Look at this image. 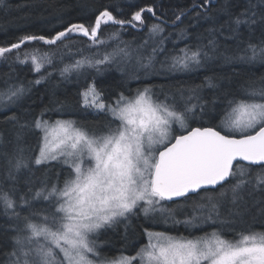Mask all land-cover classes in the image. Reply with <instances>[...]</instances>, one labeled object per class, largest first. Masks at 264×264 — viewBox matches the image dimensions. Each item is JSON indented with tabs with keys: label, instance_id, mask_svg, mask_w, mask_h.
<instances>
[{
	"label": "snow or ice",
	"instance_id": "snow-or-ice-1",
	"mask_svg": "<svg viewBox=\"0 0 264 264\" xmlns=\"http://www.w3.org/2000/svg\"><path fill=\"white\" fill-rule=\"evenodd\" d=\"M206 4L215 7L212 0H200L192 9L174 12L171 26L179 28L196 10L198 18L210 22L207 43L175 50L163 61L156 60V55L167 53L164 42L170 24L163 3L155 0L127 16L121 0H111L95 10L90 20L70 22L52 35L18 36L15 42L0 46V59L26 44H64L73 35L94 45L105 44L102 27L114 26L116 30L108 34L109 41H117L112 52L95 60H78L62 72L85 65L100 71V65L127 61L145 69L146 75L167 77L197 71L217 58L225 63H264V39L246 42L243 33L246 29L250 35L259 29L264 37V0H246L239 11H233L226 0L215 14ZM0 6L6 7L5 0H0ZM126 28L147 29L144 44L154 42L151 54L145 56L127 44L119 46ZM217 37L245 45L243 54L225 55ZM37 52L24 51L16 59L20 64L31 61L39 72L51 60L47 55L38 57ZM222 79L227 78L205 76L200 85L175 91L146 85L134 93L119 92L112 103L104 101L103 89L92 80L80 93L81 103L103 113L100 132L73 119L46 117L54 108L44 107L30 122H21L14 113L6 114V122L17 130L15 149L7 157L6 176L0 185V206L9 217L10 230L8 251L0 264H264V230L248 224L250 219L264 225V76L258 82L231 87L221 83ZM204 88L223 97L226 106L220 123L190 127V119L209 112L207 105L216 104L215 98L208 101L201 95ZM27 91L25 86L13 84L0 92V105L9 108L18 104ZM25 130L37 135L36 154L30 159L23 146ZM30 165L51 166L55 180L36 177ZM23 169H29L28 183L36 185L29 188L28 196L16 190ZM202 189V218L190 215L175 220L172 208L164 202L191 200L190 194ZM140 213L147 220L165 224L171 220L198 227L211 221L221 227L199 237H184L151 230L150 225L142 228L147 242L133 253L101 257V231L123 225L127 232ZM237 223L246 227L235 228Z\"/></svg>",
	"mask_w": 264,
	"mask_h": 264
},
{
	"label": "trees",
	"instance_id": "trees-1",
	"mask_svg": "<svg viewBox=\"0 0 264 264\" xmlns=\"http://www.w3.org/2000/svg\"><path fill=\"white\" fill-rule=\"evenodd\" d=\"M111 0H5V5L0 6V46H5L15 42L16 38L22 34L37 33L44 35H52L57 30L62 29L66 24L76 21H87L92 18L95 10L102 5L110 3ZM153 0H121L123 12L125 16L129 15L137 9L138 6H143L152 3ZM157 4L163 3V11L168 14L169 28L166 30L167 39L164 46L167 53H160L159 59L163 61L167 54L173 53L175 50L191 46H204L209 37L208 31L210 22L206 18H198L196 10H193L179 28L171 26L173 13L179 11H187L192 9L193 3H200V0H155ZM226 0H212L213 5H205L210 7L213 14L217 12ZM233 11L241 10L246 3V0H227ZM199 11L203 12L201 8ZM225 17H221L223 21ZM114 26H103V37L105 44L94 45L87 38L80 35H73L71 40H66L64 44L45 45L42 42L35 44H26L23 49L8 53L6 59H0V92L5 91L13 84L25 86L28 91L18 104L10 105L9 108L0 105V133L3 135V146L7 148L5 153L0 152V185H3L6 176L7 157L11 156L15 149V133L16 127L6 122L7 116L13 113L17 115L21 122H30L34 117H38L44 107L55 110L46 112V117L55 119H78L81 117L83 121H94L104 117L103 113H98L92 108H84L81 103L80 93L85 86L92 80L103 89V99L107 103H112L116 99V95L123 91L125 94L134 93L137 88H142L146 85L152 87L162 86V83L171 84H192L193 87L200 85L205 76L209 77H226L221 83L241 86L248 81H259L264 76V63L259 60L245 63L235 60L231 63H225L222 58L210 61L204 67L189 74L176 73L170 76H162L155 74H145L140 72H131L127 65H122L127 69L125 73L118 68L121 64L118 62L109 65H100V71L96 67L85 65L79 70H72L69 73H63L62 69L65 66L73 65L78 60H95L102 58L105 53L112 52L117 46V41L108 40V34L115 31ZM185 32L186 35L181 37L180 33ZM244 39L251 40L253 43H259L262 37L259 29L253 31L250 35L248 31L243 30ZM148 38L147 29L139 31L133 28H126L121 33V43L133 47L135 44L143 45L144 40ZM221 45V51L225 55L239 56L242 55L241 49L245 46L238 45L236 41L223 40L222 37H217ZM153 45V41L149 40ZM38 49L37 56L47 55L51 63H45L39 72L33 69L31 61L28 64H20L16 56L19 53L22 57L24 51L32 52ZM152 49V48H151ZM159 54V53H158ZM157 54V55H158ZM149 73L151 70H148ZM40 80L39 84H34L35 80ZM213 97L220 103V109L214 112L198 114L201 119L206 118L203 122L199 120L194 122L191 127L201 125H216L220 123L222 117V109L226 106L223 97H217L216 91L209 89ZM218 106V108H219ZM63 110L67 111L64 112ZM66 113H76V116H68ZM35 135L33 131L25 130L23 137V146L25 154L31 158L36 154ZM243 164V163H242ZM32 172L36 177L48 176L55 180L53 169L51 166H34L30 165ZM37 168L42 171H37ZM30 175L29 169H23L19 174V179L16 182V190L19 194L30 195L29 188H35V182L31 185L28 183ZM11 187V182L8 184ZM204 191L191 195L192 199L184 198L180 201L168 203L169 206H179L195 208L203 205L205 201L202 199ZM259 195V194H257ZM174 204V205H173ZM178 207V208H179ZM29 213L23 212L22 215ZM39 222V221H37ZM154 221L147 220L143 213H140L135 218V225L125 235L119 227L115 228L109 236L110 247L107 248L113 258L120 256L121 252L131 253L141 243H146V236L142 228H147ZM248 224H251L256 230H264V225L259 221L253 222L249 219ZM9 217L4 215L3 207L0 206V261L5 259V253L8 251L10 244ZM221 227V226H218ZM216 227V228H218ZM246 227L244 223H237L235 228ZM171 231L172 229H168ZM122 233V234H121ZM231 236L232 233H228ZM139 239V240H138ZM145 241V242H144ZM124 254V253H122Z\"/></svg>",
	"mask_w": 264,
	"mask_h": 264
},
{
	"label": "rangeland",
	"instance_id": "rangeland-1",
	"mask_svg": "<svg viewBox=\"0 0 264 264\" xmlns=\"http://www.w3.org/2000/svg\"><path fill=\"white\" fill-rule=\"evenodd\" d=\"M152 46L153 45L150 42H148V44H143V45L135 44L132 48L133 49H139L140 52H142L145 56H147V55L151 54V48H152ZM159 55H160V53L158 55H156V60L161 61L159 59ZM118 64H121L120 66H118V68L120 70L123 69V71L125 73L127 72V69L128 68H125L122 65H127L129 67V70L131 72H133V73L134 72H140L142 74L145 71V69L140 68L139 65L135 64L134 62L124 61V62H118ZM157 67H159V65H157ZM187 74H189V73H187ZM161 85H162L163 88L170 89L172 91H175L177 88H180V87H183L185 89H188V88H192L193 87L192 84H190V83L189 84L179 83V84H171V85H169L167 83H162ZM153 88H154V90H157V89L160 88V86L158 87V86L155 85ZM157 95H159V92H157ZM201 95L206 100H208V101H211L213 98H215V97H213V95L209 91V89H207V88L202 89ZM219 104L220 103L216 100V104L215 105L209 104V105H207V107L210 109V112L212 113V112L220 109L221 106H219ZM218 106H219V108H218ZM63 111L64 112H67L65 110H63ZM66 114L68 116H71V115L76 116V113H66ZM200 114H202V113H200ZM66 119H69V117H67ZM104 119L105 118L102 117V118H100L98 120H94L92 122H90L91 120L90 121L88 120V121H85L84 122L81 117H79L78 119H76V117H75V119H73V120H76L77 122L85 125L87 128L91 129L94 132H100L102 130V128H103ZM205 119L206 118L201 119L198 115H196L192 119L189 120V126L191 127L194 124V122H197L198 120L200 122H203ZM178 131H179V129L177 127L176 128V132H178ZM3 139L4 138L2 136V140H0V152H2L4 154L5 151L7 150V148L3 146ZM35 145H36V148H37V135H35ZM169 207L172 208L171 215H172V217L175 218V220L182 221V220L188 219L190 217V215H197V216H201V218H202V211H203V209L201 208V206L195 207L193 209L188 208V207H179V206H169ZM154 223L155 224H151V230L156 229L155 231H164V230L169 231L168 229H173L174 231L172 233L191 235L190 237H193V236H195V237L202 236L206 232H211V231L215 230L216 227L221 226L219 224V222H217V224H213L211 221H209L207 223H202L198 227H189V226H186L183 223H175L174 224V223L171 222V220H169V222L167 224H165V223H163L162 221H159V220L154 221ZM134 225H135V218L133 219V227H134ZM119 228L124 231L122 233L125 234V235L130 230L129 229L126 232L123 225L119 226ZM113 230L114 229H106V230H102L101 233H100L99 241H100V245H101L100 246V254H101V257L113 258L110 254H108L109 253V250L107 249V248L110 247V244L108 242V240H109L108 238L112 234ZM229 233H231V232H229ZM175 236H177V235H175ZM144 239H145V235H144ZM146 242H147V240H146ZM143 244L144 243L142 242L141 245H143ZM141 245H138V246H141ZM137 247L135 248V250L137 249ZM133 252H131V253H133ZM122 253H124V255L130 254V253H127V252L126 253L125 252H121V254Z\"/></svg>",
	"mask_w": 264,
	"mask_h": 264
},
{
	"label": "flooded vegetation",
	"instance_id": "flooded-vegetation-1",
	"mask_svg": "<svg viewBox=\"0 0 264 264\" xmlns=\"http://www.w3.org/2000/svg\"><path fill=\"white\" fill-rule=\"evenodd\" d=\"M202 192V191H201ZM198 194V193H197ZM193 195H195V194H193ZM191 196V195H190ZM184 199V198H183ZM180 200H182V199H180ZM180 200H177V201H180ZM177 201H173V202H177ZM173 202H169V203H173ZM168 205V204H167ZM174 205V204H173ZM154 230H156V229H154ZM164 231H166V230H164ZM174 230L172 229L171 230V232L170 231H166V232H168L169 234H171V235H177V236H191V235H185V234H178V233H172ZM197 236V235H196Z\"/></svg>",
	"mask_w": 264,
	"mask_h": 264
},
{
	"label": "water",
	"instance_id": "water-1",
	"mask_svg": "<svg viewBox=\"0 0 264 264\" xmlns=\"http://www.w3.org/2000/svg\"><path fill=\"white\" fill-rule=\"evenodd\" d=\"M237 163H239V162H237ZM241 163H244V164H246V162H241ZM219 187V186H218ZM203 190V189H202ZM201 190V191H202ZM190 195H193V194H190ZM180 199H182V198H178V200H180ZM177 201V200H176ZM169 202H173V201H169Z\"/></svg>",
	"mask_w": 264,
	"mask_h": 264
}]
</instances>
